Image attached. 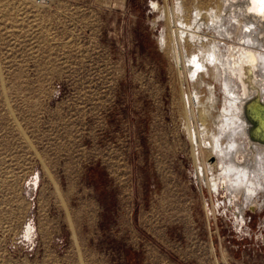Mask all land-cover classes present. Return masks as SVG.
Masks as SVG:
<instances>
[{
  "label": "rangeland",
  "instance_id": "374dc122",
  "mask_svg": "<svg viewBox=\"0 0 264 264\" xmlns=\"http://www.w3.org/2000/svg\"><path fill=\"white\" fill-rule=\"evenodd\" d=\"M165 5L0 0V264H264V209L197 176Z\"/></svg>",
  "mask_w": 264,
  "mask_h": 264
},
{
  "label": "bare ground",
  "instance_id": "6f19581e",
  "mask_svg": "<svg viewBox=\"0 0 264 264\" xmlns=\"http://www.w3.org/2000/svg\"><path fill=\"white\" fill-rule=\"evenodd\" d=\"M169 1L158 6L160 45L174 64L197 176L235 208L238 226L248 211L264 209V0ZM257 105L251 131L246 110ZM34 234L28 224L23 238Z\"/></svg>",
  "mask_w": 264,
  "mask_h": 264
},
{
  "label": "water",
  "instance_id": "95a60500",
  "mask_svg": "<svg viewBox=\"0 0 264 264\" xmlns=\"http://www.w3.org/2000/svg\"><path fill=\"white\" fill-rule=\"evenodd\" d=\"M255 100H253V102H254ZM252 102V103H253ZM251 103V104H252ZM262 106H264V103L263 104H261ZM261 105H257V107L253 110V111H251L250 113H249V111H247L246 110V116H247V118L249 119V122L251 123V124H253L252 125V127H251V131L252 130H257L258 129V126H256V124H255V118H257V108H259V107H261Z\"/></svg>",
  "mask_w": 264,
  "mask_h": 264
}]
</instances>
